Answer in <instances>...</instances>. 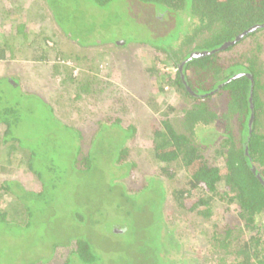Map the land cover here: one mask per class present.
Masks as SVG:
<instances>
[{"label": "trees", "instance_id": "16d2710c", "mask_svg": "<svg viewBox=\"0 0 264 264\" xmlns=\"http://www.w3.org/2000/svg\"><path fill=\"white\" fill-rule=\"evenodd\" d=\"M4 1L7 0H1V6H5ZM8 1V8L1 7L0 61H10L23 52L22 38L29 28L28 32L37 33L26 49L31 53L29 61L46 64L49 55L38 44L39 39L45 37L46 25L41 24L39 18V1ZM40 3V9L50 11L53 23L59 25L65 38L81 47L108 46L117 55L131 46L145 48L147 58L140 66L148 84L142 89L149 85L151 98L147 99V104L153 110L161 109L159 104L167 102L166 85L183 90L192 105L181 111V131L168 119H152L146 127L140 128L147 131L148 150L157 171L142 178L140 186L134 190L125 182L128 193L119 194L121 204L118 206L108 203L105 211L88 214L84 209L71 206L59 208L55 193H50L47 182L41 179L48 173L37 168L35 156L41 148L45 152L63 150L60 143L71 137L76 138V147L80 139L85 141L77 127H70L53 115L57 107L63 105L61 94L65 93L66 111L80 110L69 102L82 101L91 109L98 100H110L101 119L92 122L94 130L86 139L89 150L81 152L79 146L80 159L75 158L77 153L69 156L68 174L79 177L91 170L95 160L93 140L105 129L123 136L126 146L118 149L119 162L128 161L129 143L138 139L140 129L123 123L122 115L131 106L127 93L120 92L122 96L108 93L109 86L113 85L110 80L113 67L100 79L86 73L82 81H77L75 75L68 72L69 67L66 69L63 63H57L60 56L52 57L56 64L49 68V74L63 77L57 80L60 88H55L57 97L51 100L54 103L46 102L37 92L25 91L13 76L0 77V147L21 150L26 157L27 170L20 179L0 177V198L1 192L7 198L0 200V225L4 217L11 218L8 221L13 222H8L9 227L26 239L24 234L35 230L34 238L30 239L34 245L25 246L17 254L8 247L3 248L0 264H49L55 258H64L62 264H197L187 256L182 237L176 232L177 224L164 212L168 199L176 209L199 219L201 225L215 220L210 227V237L206 238L213 253V264H264V132L259 129L261 105L254 68L258 56L246 58L245 63L220 61V55L242 49L248 45L247 40H253L264 30V0H40ZM110 12L114 25L122 27L127 19V27L108 37ZM82 14L83 21L77 26ZM184 19L180 30L179 23ZM215 21L223 24V30L213 26ZM134 29L137 32L148 29L150 34L133 35ZM112 37L114 39H109ZM199 40L202 42L193 47ZM111 60L113 63L112 57ZM163 62L175 68L173 77L156 68ZM73 68L78 67L74 65L71 71ZM120 70L123 74L128 71L127 68ZM66 84H70V88ZM216 94L219 105L211 100ZM28 99L46 106L45 109L36 106L37 117L36 107L24 103ZM165 108L163 115L167 116L173 107ZM24 109L33 122L20 119ZM83 111L87 113L85 108ZM68 115V111L63 114ZM234 116L238 146L233 124L230 125ZM220 123H224V129L217 126ZM212 132L215 138L209 135ZM216 139L221 141L214 145ZM128 162V167H135L134 161ZM179 170L190 171L184 176L185 183L178 189L168 188ZM49 174L57 175L53 169H49ZM151 181L158 183L160 189L142 229L140 220L146 208L143 201L137 199ZM133 200L135 207H132ZM115 211L123 221L111 222ZM19 213L23 221L16 218ZM108 226L107 233L100 231ZM130 227H135L137 234H133ZM140 232L145 236L139 238L137 247L133 248L130 236L136 235L137 243ZM5 234L14 235L9 230ZM64 249H67L65 253Z\"/></svg>", "mask_w": 264, "mask_h": 264}, {"label": "rangeland", "instance_id": "374dc122", "mask_svg": "<svg viewBox=\"0 0 264 264\" xmlns=\"http://www.w3.org/2000/svg\"><path fill=\"white\" fill-rule=\"evenodd\" d=\"M23 1H25V3H29V0ZM38 1L39 10L41 13V17L39 18H41L42 20L41 24H43V22L46 23L44 29L45 37H43L42 40L40 38L38 42V44H40L41 48L43 49L42 51H45V53L51 58L60 56L61 58L58 59L57 63L60 62L64 64L66 62L64 64L65 67H69L70 69L74 65V62L72 60L76 59L77 63L80 64L81 58H87L88 55H96V58H94L95 60H93L92 66L96 67L97 65L96 71H99L101 75L107 74L108 68L113 67V69L111 70L112 74L110 78V80L113 81V85L109 86L110 90L108 91V93H114L113 95L115 96L121 94L120 92H122V94L127 93V95L130 97L129 102H131V106H129L128 111L124 115H122L123 123H131L135 125L137 129H140L146 127V123L148 121L151 122L152 119L156 121L168 119L171 123H173L172 125L176 130L181 131L179 127V120L182 113L181 111L183 109L189 108L190 105H192V101L183 94V90L177 88L171 89L166 85L165 97L167 102H162L161 104H159V107L162 108L155 111L150 106H148L147 99L151 98V95L149 91V85L142 89V86L146 83L148 84V82L145 77L141 75L142 67L140 66V62L141 64H144L145 59L147 58V56H145V52H147L145 48L139 46H131L128 49L122 51V54L117 55L116 52H113V48L108 46L81 47L78 44H75L65 38L62 29L58 27L59 25L57 26V23L55 21L53 23L50 11L46 8L40 9L41 3L40 0ZM4 2L5 6H1L0 0V15L1 7H9V1L7 0ZM43 7H46V5L44 4ZM83 14L82 17L78 20L77 26H79L83 21ZM108 16L109 19L107 26L110 27L106 32L108 37L117 33L120 29L122 32V28L127 27V24H125L127 19L121 27L119 25H114L115 19L112 18V12H110ZM181 17L183 18L182 14ZM123 19V17H120V20ZM184 21L185 19L183 20V22H181V24L179 23L180 30L184 27ZM213 26H215V28L218 30H223L224 28L223 24L219 21H215ZM29 30V28L26 29V35L22 38V42L24 44V48L22 50L23 52H19L17 57L11 59L10 61L7 60L4 63H1L0 61V77L1 70H4L6 71V73L11 74L13 77L19 80L25 91L27 90L30 92H37L38 96L42 97L46 102L54 103L51 100H54L57 97V89L55 88H60V82L57 80L63 77L57 75L55 77L51 76L48 72L45 73L46 69L43 63H32L29 61L31 58V53L26 49L30 41H32V38L37 36L36 32L30 33L28 32ZM131 32L133 35H140L142 33H144L145 35L150 34V31H148V29L139 32L134 29ZM119 36L121 37V35ZM109 39H114V37ZM199 42L202 41H196L193 44V47ZM247 44L248 45L243 46L245 50L241 53L239 52V50H242L243 48H237L238 51L236 49L235 51L232 50L230 52L223 53L222 55H220V61L223 63L229 62L228 60H230L231 62H235L237 60L238 62H244L246 61V58H251L253 55L258 56L254 68L255 75L257 76V81L259 84V100L261 105V110L259 112V129L264 132V30L258 32L257 36L253 40H247ZM111 57L114 60L113 63ZM47 63L53 64L55 62L51 60V62ZM84 65L89 66V62L85 63ZM120 68H127L128 71L123 74ZM156 68L165 73V75L168 74V77L174 76V73L171 72L170 69L175 68L171 65H168L167 63L163 62L159 66L157 65ZM79 73V68L72 69V74L75 75V78H77L76 80L82 81L85 73H81L78 77ZM119 73L123 75L119 76ZM164 81L166 82L165 79ZM65 86H67V88H70L69 84H66ZM114 90H118V94H115ZM64 94H61V102L63 105H66V96ZM211 100L213 101L214 105L220 104L218 94L212 96ZM109 101V99L103 100L102 102L101 100H98L96 106L93 107L91 105V109L86 108L87 104L83 103L82 101L69 102L72 104L71 106L79 107L80 110H72V108H70V110H67L69 112V115L66 117L63 116V114L67 112L66 107L63 105L57 107L55 113L53 112V115L61 122H64L70 127H77L81 131V134L85 139V141H82L80 139V142H77L76 147V138H72L70 136L71 138L63 140V142L60 143L63 146L59 147H61L63 150L50 149L49 151L47 150V152H45V150L41 148L35 156L38 159L36 162L37 164H39V167L37 168H41V172L44 174L48 173L47 175H42L41 179L47 182L46 186L49 188L48 191H50V193H55L57 198L56 202L59 205V208L71 206L77 209H84V211L88 214L101 210L105 211L109 207L108 203L111 206H118L119 204H121L118 201L119 194L128 193L124 186L125 182L126 185L131 188V190H134L135 188H138L140 186L142 178L148 175H153L154 171H157V166L154 162H152L153 160L149 153L150 150H148L150 149V142L146 141L148 139L145 135V133L147 132L146 129L144 131L140 129L138 132V139L133 143H129L128 148L130 149L127 153V160L130 162L134 161L135 167L133 168L128 167V161L119 162L118 149H120V147L124 148L126 146L123 136L119 135L118 132H109V130L105 129L104 131H101L93 140L92 151L95 160L91 170L84 172L79 177L70 176L68 174V162L71 160L69 156L71 157V155H75L77 153L75 155L76 158L78 156L77 148L79 150V146L81 152H87L89 150V141H86V139L94 130L95 125H93L92 122L101 119L103 112L106 110V104H108ZM92 102L93 101H89L87 103ZM24 103L35 107L40 106L41 109H45L46 107L40 105L38 101L35 102L32 99H28ZM168 105L173 107V110L170 111L169 115L165 116L163 115V113L167 111L165 107ZM84 108L87 113H84ZM37 110L38 108L36 107L34 112L35 116ZM25 111L26 110L24 109L21 112L20 119L27 122H33L30 120L29 115ZM232 124L234 127L233 134L236 140L235 143H237L238 146L239 135L237 133L238 127L236 124V116H234L230 120V125L232 126ZM217 126L220 129H224V123H220ZM209 135L215 138L214 132L209 133ZM216 140L217 141L214 143V145H217L218 142L221 141V139ZM25 159L26 157L25 155H23V152L21 150L11 149L8 148V146H1L0 177L2 179H20L22 177V174L27 172ZM7 161H9L10 164H8ZM49 169L55 170L57 175H50ZM188 173L190 174L189 170H179L177 172V175L174 177V180L171 181L168 185V188H171L173 186L174 189H178L179 187H181L186 180L184 176H186L185 174ZM131 176H133V178ZM159 189V184L151 181L150 186L144 189L137 199V201L142 200L143 206L146 208V214L144 215L143 219L140 220V228L142 229L143 224L148 221L150 214L149 210L153 205V201H156V198L158 197ZM2 197L6 198V196L1 192L0 200H2ZM135 203L136 202L133 200L132 207H135ZM164 212L170 221H173L177 224L176 232L182 237V240L184 242V249L186 250V254H188L187 256L195 259L197 261V264H213V253L208 248L210 246L207 245L206 238L210 237V233L212 231V229L210 230V227L212 223L215 222V220L213 219V221L211 220L205 223V225H201L199 224V219L186 214L182 210L176 209L175 205L169 199L165 202ZM118 214L119 212L115 211L113 219L111 221L112 223L124 220V218L120 219ZM16 218L20 221L24 220L22 219L21 213H19ZM3 219L4 223H1L0 225V254L1 250L5 247L10 248L9 250L17 254V252H21L25 246L34 245V243H32L33 241L30 240L34 238V229H30V233L28 235L24 234L28 238L26 239L21 236V234H17L14 229L9 227L8 222H13L8 221L11 218L4 217ZM130 219L134 222V219H132V217H130ZM5 223L8 224V227ZM134 228L135 227H130L131 232L133 234H137V231L134 230ZM7 230H9V232L14 235H4ZM108 230L109 226L107 228L101 229L100 231H102L103 233H107ZM201 231H203V233ZM140 233L141 236L137 235V243L135 240L136 235L130 236L131 238L129 242H131V246L133 248L137 247L139 238L141 239L142 236H145L144 234L142 235V232ZM66 251L67 249H64L63 252L65 253ZM63 261L64 258H62V260L55 258L49 264H62Z\"/></svg>", "mask_w": 264, "mask_h": 264}, {"label": "crops", "instance_id": "0c3cea01", "mask_svg": "<svg viewBox=\"0 0 264 264\" xmlns=\"http://www.w3.org/2000/svg\"><path fill=\"white\" fill-rule=\"evenodd\" d=\"M96 47H99V46H96ZM102 47V46H101ZM96 55H94V56H87V58L86 57H83V58H81V62H80V64L79 63H77V61L76 60H72L73 62H74V65H76L78 68H79V70H80V73H79V75H78V77L80 76V74L81 73H88V74H92V75H94V76H97L98 78L100 77V76H102L101 75V73L99 72V71H96V68H97V65H96V67H94V66H92V63H93V60H95L94 58H96L95 57ZM51 57H49L48 56V59H47V61H46V64H44L45 65V71L47 72V70H48V73H49V68L50 69H52V68H54V65H55V63H47V62H51ZM53 61V60H52ZM76 61V62H75ZM4 62H6V61H1V63H4ZM30 62H32V63H40V62H34V61H30ZM89 62V66H88V68L84 65L85 63H88ZM66 69H67V67H65ZM89 68H91V71L89 72ZM68 70V72H69V69H67ZM45 72V73H46ZM70 72L72 73V71H71V69H70ZM5 76H12L11 74H8V73H6V71H4V70H1V77H5ZM100 79V78H99ZM70 85V84H69Z\"/></svg>", "mask_w": 264, "mask_h": 264}, {"label": "built area", "instance_id": "2783aa9c", "mask_svg": "<svg viewBox=\"0 0 264 264\" xmlns=\"http://www.w3.org/2000/svg\"><path fill=\"white\" fill-rule=\"evenodd\" d=\"M166 70H168V69H166ZM170 71L173 72V73H175V69H170Z\"/></svg>", "mask_w": 264, "mask_h": 264}, {"label": "clouds", "instance_id": "9594fccd", "mask_svg": "<svg viewBox=\"0 0 264 264\" xmlns=\"http://www.w3.org/2000/svg\"><path fill=\"white\" fill-rule=\"evenodd\" d=\"M65 63H66V62H65ZM65 63H64V64H65ZM72 67H74V65H73Z\"/></svg>", "mask_w": 264, "mask_h": 264}, {"label": "water", "instance_id": "95a60500", "mask_svg": "<svg viewBox=\"0 0 264 264\" xmlns=\"http://www.w3.org/2000/svg\"><path fill=\"white\" fill-rule=\"evenodd\" d=\"M221 48H223V47H221ZM193 56V55H192Z\"/></svg>", "mask_w": 264, "mask_h": 264}]
</instances>
